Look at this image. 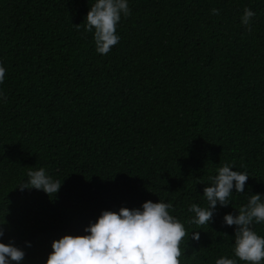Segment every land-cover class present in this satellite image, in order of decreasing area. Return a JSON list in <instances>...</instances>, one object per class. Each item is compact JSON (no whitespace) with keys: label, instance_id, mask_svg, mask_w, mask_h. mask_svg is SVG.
I'll list each match as a JSON object with an SVG mask.
<instances>
[{"label":"trees","instance_id":"trees-1","mask_svg":"<svg viewBox=\"0 0 264 264\" xmlns=\"http://www.w3.org/2000/svg\"><path fill=\"white\" fill-rule=\"evenodd\" d=\"M0 264H264V0H0Z\"/></svg>","mask_w":264,"mask_h":264}]
</instances>
